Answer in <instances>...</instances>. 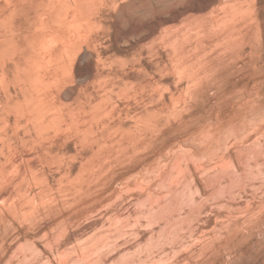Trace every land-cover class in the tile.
<instances>
[{"label":"bare ground","instance_id":"6f19581e","mask_svg":"<svg viewBox=\"0 0 264 264\" xmlns=\"http://www.w3.org/2000/svg\"><path fill=\"white\" fill-rule=\"evenodd\" d=\"M1 1L9 5L5 8L9 17L26 20L51 3L62 23L78 27L90 23L88 11L94 0ZM5 9L0 7V12ZM246 12L237 8L220 18L226 24L225 32L215 31V39L225 41V46L189 45L176 59V70L189 79L185 92L203 82L210 83L208 89L216 94L238 88L233 94L241 97L227 98L226 109L233 111L231 120L235 122L232 136L219 143L221 121L214 105L208 112L210 121L194 133L199 149L186 147L184 136H166L164 129L158 130L163 108L154 109L140 100L136 106L147 111L157 134L137 139L121 120L122 114L131 113V107L119 110L115 122L106 97L87 96L80 110L68 113L69 121H52L55 136L42 139V154L27 151L21 156L29 161L32 155L36 158L28 163L36 169L39 187L35 210L41 206L43 211L36 214L33 233H21L8 220L12 230L0 240V264H234L244 260V255H236L225 262L222 251L236 254V246L247 242L251 247L257 236L264 238V112L254 114L259 108L257 88L264 84V29L253 13L247 16V27H236V17ZM15 28L21 33V24ZM34 42L39 50L55 42L58 50L65 51L72 44L55 29L40 32ZM54 56L34 60L47 65ZM159 84L148 82L153 92L159 90ZM182 93L175 88L170 101L178 102ZM47 100L42 107L52 106ZM68 135L75 140L72 155H67ZM166 153L169 156L156 166L152 158ZM12 155L2 170L23 176L20 157ZM139 169L153 176L147 182L143 176L133 177ZM67 185L75 198L67 194ZM53 191L63 199L57 200ZM13 199L11 191L0 192V200ZM23 209L30 213L28 204Z\"/></svg>","mask_w":264,"mask_h":264},{"label":"rangeland","instance_id":"374dc122","mask_svg":"<svg viewBox=\"0 0 264 264\" xmlns=\"http://www.w3.org/2000/svg\"><path fill=\"white\" fill-rule=\"evenodd\" d=\"M207 1L94 0L88 11L90 23L83 22L78 27L62 23L55 16L51 3L26 20L24 17H9L6 10L9 5L1 1L0 7L6 9L0 12V79L3 81L0 82V125L3 126L0 127V172L6 160L13 157L14 153L17 158L20 157L25 173L23 176L15 173L11 176L3 170L0 173V192L7 190L14 195L13 201L0 200V204H3L0 205V240L12 230L8 220L14 222L21 233L35 232L36 214L43 211V207L39 206L35 210L34 202L39 201V187L36 184V169L30 168V161L36 162L35 156L42 154V139L55 136L52 121L55 118L69 121L68 113L80 110L87 96L106 97L115 122L118 121L119 110L131 107V113L128 116L122 114L121 120L132 128L137 139L157 134L148 120L147 111L142 106H136L140 100L148 106L153 105L154 109L163 108L161 113L164 117L158 130L164 129L166 136H184L186 147L199 149L194 141V133L210 121L207 116L214 105L221 121L217 133L219 143L222 144L232 136L231 131L235 127V122L231 120L233 111H228L226 106L230 95L241 97V94H233L238 88L230 89L225 94H216L214 89H208L210 83L203 82L201 85L190 86L189 91L185 92L189 79L176 70V59L180 51L189 45L202 43L210 47L225 46V41L219 42L221 45L216 42L215 31H223L222 34L225 32L226 24L220 18L234 9L242 8L249 12L245 16L236 17V27H247V16L253 13L258 16L264 29V0ZM17 24H21V33L15 28ZM52 29L69 37L72 44L67 50L62 51L61 47L58 50L55 42L45 50H39L34 44L40 32ZM49 54L57 57L54 56L47 65H38L34 60L36 56ZM80 70L84 71L83 74L78 72ZM154 80L160 83L157 92H153L154 87L148 86V82ZM167 83L170 87L166 86ZM222 84L225 85V81ZM175 88L182 90L183 95L178 102H171L170 93ZM66 91H70V94ZM257 91L259 99L256 104L259 108L254 114L264 112V84L259 85ZM62 93L69 95L65 97ZM46 100L51 103V107H42L47 103ZM248 116L242 117L248 120ZM211 140L216 142L215 137ZM74 141L69 137L70 151L67 155L73 154ZM27 151L35 154L30 161L21 157ZM168 156L167 153L155 156L152 161L156 166H161ZM137 175L145 177L147 182L153 173L139 169L132 173L133 177ZM66 191L75 198L70 186H66ZM53 194L57 200L63 199L62 194L56 191ZM24 204H28L30 213L24 211ZM256 238L250 242L253 243L251 247L247 242L242 243L241 247L236 246V254L222 251L225 262L231 261L236 255H244L243 261L236 260L234 264H264V238Z\"/></svg>","mask_w":264,"mask_h":264}]
</instances>
